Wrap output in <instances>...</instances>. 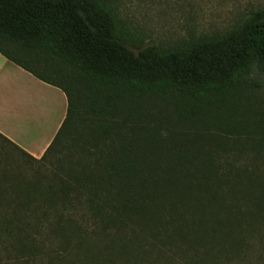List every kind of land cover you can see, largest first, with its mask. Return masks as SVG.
<instances>
[{
    "label": "trees",
    "instance_id": "16d2710c",
    "mask_svg": "<svg viewBox=\"0 0 264 264\" xmlns=\"http://www.w3.org/2000/svg\"><path fill=\"white\" fill-rule=\"evenodd\" d=\"M0 54L66 110L0 174V264H264V8L144 44L110 0H0Z\"/></svg>",
    "mask_w": 264,
    "mask_h": 264
},
{
    "label": "rangeland",
    "instance_id": "374dc122",
    "mask_svg": "<svg viewBox=\"0 0 264 264\" xmlns=\"http://www.w3.org/2000/svg\"><path fill=\"white\" fill-rule=\"evenodd\" d=\"M115 16L144 44L180 45L199 35L219 34L264 0H110ZM264 94V91H263ZM42 160L22 156L0 137V174L25 178L45 170Z\"/></svg>",
    "mask_w": 264,
    "mask_h": 264
},
{
    "label": "crops",
    "instance_id": "0c3cea01",
    "mask_svg": "<svg viewBox=\"0 0 264 264\" xmlns=\"http://www.w3.org/2000/svg\"><path fill=\"white\" fill-rule=\"evenodd\" d=\"M66 110L64 93L0 54V136L38 158Z\"/></svg>",
    "mask_w": 264,
    "mask_h": 264
}]
</instances>
